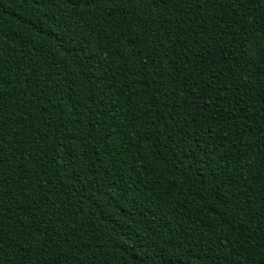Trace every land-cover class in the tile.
Returning a JSON list of instances; mask_svg holds the SVG:
<instances>
[{
    "label": "trees",
    "instance_id": "1",
    "mask_svg": "<svg viewBox=\"0 0 264 264\" xmlns=\"http://www.w3.org/2000/svg\"><path fill=\"white\" fill-rule=\"evenodd\" d=\"M0 264H264V0H0Z\"/></svg>",
    "mask_w": 264,
    "mask_h": 264
}]
</instances>
